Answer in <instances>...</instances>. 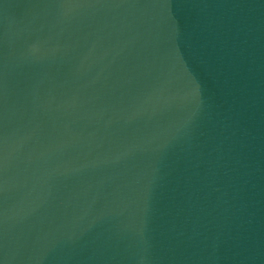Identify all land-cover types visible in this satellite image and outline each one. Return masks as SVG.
Wrapping results in <instances>:
<instances>
[{
  "label": "water",
  "instance_id": "1",
  "mask_svg": "<svg viewBox=\"0 0 264 264\" xmlns=\"http://www.w3.org/2000/svg\"><path fill=\"white\" fill-rule=\"evenodd\" d=\"M0 264H264V0H0Z\"/></svg>",
  "mask_w": 264,
  "mask_h": 264
}]
</instances>
